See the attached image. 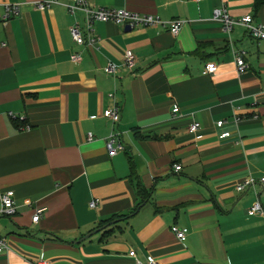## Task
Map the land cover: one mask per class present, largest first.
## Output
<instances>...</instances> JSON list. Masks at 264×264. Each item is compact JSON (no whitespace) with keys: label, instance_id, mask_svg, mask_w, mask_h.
I'll list each match as a JSON object with an SVG mask.
<instances>
[{"label":"crops","instance_id":"1","mask_svg":"<svg viewBox=\"0 0 264 264\" xmlns=\"http://www.w3.org/2000/svg\"><path fill=\"white\" fill-rule=\"evenodd\" d=\"M37 1L0 0V16L5 4L19 8L0 19V189L13 191L15 206L0 216V264H134L129 250L161 264H264V215L246 211L257 201L264 212V186L234 189L264 175V39L211 19L224 6L264 26V1L86 0L183 20L175 35L161 24L94 22L89 45L68 33L74 22L82 28V11L68 13L66 0L38 10ZM125 51L134 66L105 74ZM235 53L246 63L240 74ZM113 104L114 123L102 114ZM111 133L123 148L108 156ZM135 182L146 198L129 212ZM173 225L186 229L183 240Z\"/></svg>","mask_w":264,"mask_h":264},{"label":"built area","instance_id":"2","mask_svg":"<svg viewBox=\"0 0 264 264\" xmlns=\"http://www.w3.org/2000/svg\"><path fill=\"white\" fill-rule=\"evenodd\" d=\"M52 3H59L58 0H40L33 3L34 8L38 10L45 9L49 7ZM62 5L66 8L67 12L74 14L76 11L80 10L83 12V26H80L74 22L68 27V33L71 39L75 44H92L96 41V37L91 35V24L94 22H112L115 24H121L128 27H137V26H147L154 24L166 25L169 32L175 35L182 24L181 19L169 20L166 23L161 22L158 18L149 15V14H140L136 12H131L123 8H108L103 6L91 7L87 6L86 0H66ZM19 13L18 4L10 3L5 4L3 7L2 14L0 16L1 21H6L9 18L17 15ZM211 19L217 21L221 24L222 29L226 32H229L233 26H242L248 33L255 39H264V26L260 22L253 21V16L251 14H243L240 16H230L225 7L221 6L219 8H214L211 13ZM72 60H77L79 58L77 53H72L70 55ZM134 55L130 51H125L119 62L107 61L102 66V71L105 74H116L122 69H131L134 66ZM234 64L235 70L237 73H242L246 68V63L244 62L240 53L234 54ZM216 67L213 64L206 63L204 64V70L207 73H213ZM108 97L113 98V94L108 93ZM178 107L173 105L171 108L172 113H176ZM103 116L107 117L111 122H117L119 119V107L116 104H113L105 108L102 112ZM224 123V120H216L215 127L220 128ZM199 127L198 122H192L188 125L187 130L189 132H195ZM87 138H91V134H87ZM105 150L108 156H112L116 151L121 150L123 147L121 143L115 137V133H111L106 138ZM173 170H179L180 166L178 164L172 165ZM254 185H259L260 187L264 186V175L259 177H253L247 175L241 181L235 184L234 189L238 192H241L249 187ZM13 191L11 189H0V216L11 217L15 213L14 206V197ZM94 201L90 200L88 206H94ZM248 214H261L264 215V212L260 204L255 201L247 208ZM42 212H44V207H35L31 215V221L36 222ZM170 231L173 233L176 239L183 240L185 237L186 229L177 228L176 226H171ZM5 248V242L3 238L0 237V250ZM127 255L132 257L134 264H161L152 257H147L145 260H140L136 258L133 250H129ZM44 264V263H41Z\"/></svg>","mask_w":264,"mask_h":264},{"label":"trees","instance_id":"3","mask_svg":"<svg viewBox=\"0 0 264 264\" xmlns=\"http://www.w3.org/2000/svg\"><path fill=\"white\" fill-rule=\"evenodd\" d=\"M264 0H255V6L258 5L260 2H262ZM135 189H136V193L137 196L139 197V200L137 201V203L131 208V210L129 212L135 211L136 207L139 205V203H141L145 198H146V194L144 192V190L141 188V186L139 185V183L135 182ZM126 213H122V214H113L111 216H109L108 218L102 220L100 222V226L107 224V222H109L111 219L117 218V217H123L125 216ZM108 225H106L104 228H102L101 230L105 229Z\"/></svg>","mask_w":264,"mask_h":264},{"label":"water","instance_id":"4","mask_svg":"<svg viewBox=\"0 0 264 264\" xmlns=\"http://www.w3.org/2000/svg\"><path fill=\"white\" fill-rule=\"evenodd\" d=\"M127 27H128V26H126V28H127ZM141 203H143V201H142ZM141 203H140V204H141ZM136 209H137V207H136ZM136 209H135V210H136ZM115 221H116V220H111V221L107 222V224H104V225H102V226H100V227H96V228H94V229H92V230H89L88 232H86L85 234H83L80 238H78L77 240H75V242H79V241L84 240L85 238L91 236L92 234H94V233L98 232L99 230H101L102 228H104L106 225H109V224H111V223H113V222H115Z\"/></svg>","mask_w":264,"mask_h":264}]
</instances>
